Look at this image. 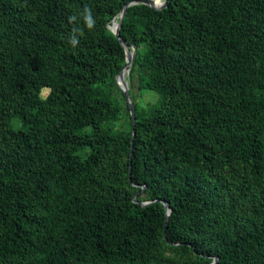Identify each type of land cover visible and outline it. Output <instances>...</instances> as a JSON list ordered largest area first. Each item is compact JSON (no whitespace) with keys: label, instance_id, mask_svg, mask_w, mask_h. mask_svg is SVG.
Segmentation results:
<instances>
[{"label":"trees","instance_id":"trees-1","mask_svg":"<svg viewBox=\"0 0 264 264\" xmlns=\"http://www.w3.org/2000/svg\"><path fill=\"white\" fill-rule=\"evenodd\" d=\"M142 1L0 0V264H264V0Z\"/></svg>","mask_w":264,"mask_h":264},{"label":"water","instance_id":"water-1","mask_svg":"<svg viewBox=\"0 0 264 264\" xmlns=\"http://www.w3.org/2000/svg\"><path fill=\"white\" fill-rule=\"evenodd\" d=\"M166 1L167 0H144L142 1V3L144 4H147L149 6H152V7H155V8H161V7H164L166 5ZM132 3H135V1H132L130 3H128L127 5H130ZM126 5V6H127ZM124 13H125V6L124 8L120 11V14H119V21H118V24H117V28L115 31H112V33L117 37V39L120 41L121 45L123 46L124 48V51H125V65L124 67L120 70V72L117 74L116 76V83L117 85L121 88L125 98H126V101H127V104H128V107H129V113H130V116H131V121H132V139H131V146H130V150H132V147H133V137H134V132H133V126H134V108H133V104H132V101H131V97L129 95V92L127 90V88L125 87V83L123 82V79H122V70L125 68L126 65H130L132 64V61H133V58H134V48L132 47V49L129 48V46L126 44V42L120 37V33H119V29H120V25H121V21H122V18L124 16ZM114 20V18L112 19V21ZM131 153V151H130ZM130 159V157H129ZM128 175L130 177V166H129V170H128ZM133 185H136L134 183H132ZM144 187V186H143ZM148 203V202H145V204ZM167 214H169V211L167 212ZM217 262V258L214 259V261L211 263V264H216Z\"/></svg>","mask_w":264,"mask_h":264},{"label":"rangeland","instance_id":"rangeland-1","mask_svg":"<svg viewBox=\"0 0 264 264\" xmlns=\"http://www.w3.org/2000/svg\"><path fill=\"white\" fill-rule=\"evenodd\" d=\"M27 42H28L27 36H25V35L19 36L18 45L20 47L25 46L27 44ZM44 81H45V85L43 86V88L41 89V92H40V97L42 99H45L48 96V94L52 90V83H53L51 80H47V79H45ZM126 82L125 83L128 86V92L130 93L129 95L131 97V101L133 98L134 101H138L143 106H146L148 103L155 101L156 96L154 93L149 92V91H144V92L140 93V91L138 89V82L136 79V72H133L130 78H126ZM120 90H121V88H120ZM123 118L126 122V119H128V116L124 115ZM126 124H128V123H126ZM124 160H125V157L122 160V165L124 164Z\"/></svg>","mask_w":264,"mask_h":264},{"label":"clouds","instance_id":"clouds-1","mask_svg":"<svg viewBox=\"0 0 264 264\" xmlns=\"http://www.w3.org/2000/svg\"><path fill=\"white\" fill-rule=\"evenodd\" d=\"M73 19H75V18H73ZM83 21H84V24L89 29L92 28L94 22H93V19H92V15H91V10L90 9H85L84 10ZM75 31H79V30L78 29H74V32ZM71 43H72L73 46H76L78 44V39L75 36L72 37Z\"/></svg>","mask_w":264,"mask_h":264},{"label":"bare ground","instance_id":"bare-ground-1","mask_svg":"<svg viewBox=\"0 0 264 264\" xmlns=\"http://www.w3.org/2000/svg\"><path fill=\"white\" fill-rule=\"evenodd\" d=\"M117 24L118 22L116 21V19H114L110 24H109V30L110 31H115L116 28H117ZM130 65H126L125 68L122 70V79H123V82L125 83L126 82V76H128L129 74V70H130ZM127 83V82H126ZM125 83V87L127 88L128 90V86L127 84Z\"/></svg>","mask_w":264,"mask_h":264}]
</instances>
